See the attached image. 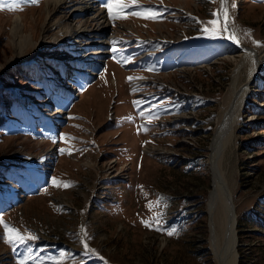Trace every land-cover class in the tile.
<instances>
[{"label": "rangeland", "instance_id": "374dc122", "mask_svg": "<svg viewBox=\"0 0 264 264\" xmlns=\"http://www.w3.org/2000/svg\"><path fill=\"white\" fill-rule=\"evenodd\" d=\"M51 1L0 11V110L6 115L0 129V218L37 237L10 246L0 225V264H17L28 248L38 258L28 264H214L196 217L211 192L209 147L240 56L230 40L201 32L219 12L220 0H137L162 13L157 22L132 16L110 21L107 0H67L56 13ZM86 4L90 13L76 14L73 22L100 15L107 24L103 35L78 38V48L70 37L38 49L44 36L59 40L54 27L61 16ZM225 7L229 29L261 65L246 88L224 167L237 264H264V0H225ZM47 9L52 12L46 20ZM16 19L20 36L33 41L23 63L13 61ZM113 55L132 60L118 63ZM130 76L142 79L129 83ZM58 77H65L66 88ZM134 101L140 102L135 108ZM140 111L158 118L149 122ZM139 125L147 130L138 134ZM61 135L71 139L61 142ZM23 160L28 163H17ZM53 178L71 186H53ZM158 197L166 198L167 207L150 211L146 205ZM155 212L178 235L141 224ZM82 226L95 255L80 242Z\"/></svg>", "mask_w": 264, "mask_h": 264}, {"label": "bare ground", "instance_id": "6f19581e", "mask_svg": "<svg viewBox=\"0 0 264 264\" xmlns=\"http://www.w3.org/2000/svg\"><path fill=\"white\" fill-rule=\"evenodd\" d=\"M227 1V0H226ZM52 2V1H51ZM51 4V5H50ZM49 5L54 8V12L56 13L61 9V7L67 4V0H56L50 3ZM87 4L83 6H77L73 8L68 14L59 18V22L57 23L54 29L58 28L59 40L51 38L50 40H45L43 37V41L38 46V49L50 48V46H60L62 43L67 42V38L76 39V47L81 44L78 41V38L84 37V35L93 36L97 32L103 35L107 29L106 20L103 21L100 15L96 16L93 19L84 18L82 22H73V18L76 17V14L80 16L88 15L90 13V8ZM63 9V8H62ZM227 9V7H226ZM46 10V9H45ZM52 11H46V20L47 17L51 15ZM53 12V13H54ZM51 19V17H50ZM223 19V17H222ZM20 19L13 20L12 24V34L15 38L14 44L17 50V57L13 59L16 62H25V57L23 56V51L27 47H30L32 44V39L30 37H21L19 32L22 30L20 26ZM95 24V26H91V23ZM50 25V24H49ZM51 26V25H50ZM51 30V29H49ZM61 38V39H60ZM49 41V42H47ZM239 41V40H238ZM59 42V43H58ZM105 43V42H103ZM79 44V45H78ZM102 43H100L101 45ZM230 46L237 50L240 54L239 61L236 63L226 92L223 96V99L220 103L218 116L215 121V131L213 137L211 139L210 147H209V173L211 178V192L209 193V198L207 203L211 200L216 199L218 203L222 204L223 202H227L228 198L230 199L232 205L233 201L230 196V186L228 182V177L226 174V168L224 167L225 158L227 155L232 153L231 144L235 135V128L237 124L241 121V112L242 107L246 104V98L248 95V88L251 81L258 78L261 65H259L257 61L256 53L251 50L245 48L241 42L239 41V46L232 41L229 42ZM103 45V44H102ZM49 46V47H47ZM16 53V52H15ZM78 53V52H77ZM94 54V53H93ZM103 51L97 52V55H102ZM89 54L85 59H89ZM27 61V60H26ZM65 70V69H64ZM64 70H61L60 73L64 75ZM245 74V79L242 81V75ZM91 73L90 75H92ZM62 75V76H63ZM84 76V75H83ZM61 77V76H60ZM67 77V76H66ZM59 86L61 88H66V79L65 77H58ZM254 82V81H253ZM60 88V89H61ZM19 164H26L24 160L17 161ZM39 162H33L32 164L38 165ZM34 167V166H33ZM228 187V188H227ZM225 210V209H224ZM219 219V218H218ZM236 228V227H235ZM210 250L212 252L213 258L216 264H236L235 255L233 252L230 254L225 253L222 248L221 242H216L214 238L210 236L209 238ZM215 242L217 244H215ZM236 251V246H235ZM239 259V258H238ZM214 263V264H215Z\"/></svg>", "mask_w": 264, "mask_h": 264}, {"label": "snow or ice", "instance_id": "6c2138e0", "mask_svg": "<svg viewBox=\"0 0 264 264\" xmlns=\"http://www.w3.org/2000/svg\"><path fill=\"white\" fill-rule=\"evenodd\" d=\"M24 2L30 3V4H36L38 3V0H0V11H3L5 9L9 11H15L17 9H20L22 7V4ZM235 7L236 5L233 3L232 5ZM104 7L108 11V17L110 21H117L122 19H127L129 16L151 20L152 22H157L159 17L162 15V13L158 12L152 7H143L138 5L137 0H107ZM138 9V10H133ZM214 19H211L206 22V26L201 28V32L206 34L211 39H227L232 41L233 43H236L239 46V41L236 36L235 31L229 29V16L228 11L225 7V0H220V10L219 12H213L211 14ZM221 17H223V20L221 21ZM210 26V27H209ZM245 35H249L248 33H245ZM114 44L117 42H113ZM257 43V42H254ZM258 46V45H257ZM118 49L115 47L112 48V52L116 53ZM114 61L118 63H129L132 60V57H124L122 59L118 58L116 55H113L111 57ZM133 79H142V77H128L127 81L131 83ZM135 91V89H133ZM139 101H134L133 106L134 108L139 105ZM139 116L143 119H146L147 121H151L154 119H157V116L153 115H146L145 111H140ZM129 120H131V117H128ZM147 128L145 125H139L137 128L138 134L141 131H146ZM61 142H67L70 140V137H67L65 135H61L59 137ZM53 142L55 143V139H53ZM60 152L63 154L65 152V149H60ZM67 154L71 155L72 153L69 151ZM51 183L53 186L56 187H63L68 188L71 185L69 183H60L55 178L52 179ZM163 203L164 207H167L166 198L158 197L156 201L149 203L146 205V207L151 211L154 207L159 208L161 204ZM141 224L150 230H155L158 232H161L162 234H166L167 236L171 237L173 235H178V230L173 227H165L164 225V214L161 212H155L149 220H141ZM0 225L3 226V236L2 239L5 243L9 244L10 246L15 245H24L28 241H35L37 237L30 232L21 233L18 229L11 227L10 225L4 223L3 219L0 218ZM155 226V227H153ZM91 239V237L88 236V233L85 231L84 227H81V244L84 246L85 252L92 251L95 255V252L88 248L87 240ZM32 250L30 248L26 249L25 255H23V258L17 262V264H28L29 260H38L36 256H33L31 254ZM61 258L65 256L64 252L60 253ZM54 264H62V260L54 261Z\"/></svg>", "mask_w": 264, "mask_h": 264}, {"label": "water", "instance_id": "95a60500", "mask_svg": "<svg viewBox=\"0 0 264 264\" xmlns=\"http://www.w3.org/2000/svg\"><path fill=\"white\" fill-rule=\"evenodd\" d=\"M253 82V81H252ZM251 82V83H252ZM206 203V202H205ZM204 205V214L206 216V233L205 238L206 249L207 241L209 244L210 236L216 240L217 243L221 242L222 248L225 253L236 254V221L234 215V206L232 205L230 199L222 204L218 203L216 199L211 200L209 203ZM225 209V210H224ZM218 219V222L216 221ZM215 242V244H217ZM235 262L237 264V254L235 255Z\"/></svg>", "mask_w": 264, "mask_h": 264}, {"label": "trees", "instance_id": "16d2710c", "mask_svg": "<svg viewBox=\"0 0 264 264\" xmlns=\"http://www.w3.org/2000/svg\"><path fill=\"white\" fill-rule=\"evenodd\" d=\"M6 115L2 113V111L0 110V129L4 126L5 122H6ZM202 208V207H201ZM198 217H196V221L199 225V228L201 230V235L203 237H206V221H205V215L203 213V210H200ZM238 228V225H237ZM205 245V242L202 241V246Z\"/></svg>", "mask_w": 264, "mask_h": 264}]
</instances>
